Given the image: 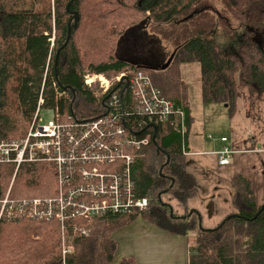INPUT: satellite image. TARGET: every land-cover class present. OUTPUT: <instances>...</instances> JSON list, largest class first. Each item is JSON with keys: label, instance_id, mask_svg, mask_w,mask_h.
I'll return each mask as SVG.
<instances>
[{"label": "trees", "instance_id": "obj_1", "mask_svg": "<svg viewBox=\"0 0 264 264\" xmlns=\"http://www.w3.org/2000/svg\"><path fill=\"white\" fill-rule=\"evenodd\" d=\"M222 3L227 19L202 0H0V142L24 136L39 107L59 108L63 119L90 120L106 113L108 94L98 100L84 83L87 73L110 77L142 69L186 113L183 134L181 126L150 123L135 114L128 82L115 89L128 121L123 125L138 139L150 136L131 167L135 194L149 198L150 204L141 213L68 220L65 240L72 252L66 264H137L134 257L117 260L113 234L139 215L165 232L187 237L189 264H264V204L255 203L248 179H234L233 211L214 229H206L200 213L188 208L201 188L184 154L194 118L182 66L199 65L203 102L226 105L231 120L244 109L246 118L259 126L264 108V0ZM74 13L79 18L70 22ZM145 17L150 31L174 46L165 70L138 67L115 54L119 37ZM231 19L256 31L260 41L250 35L235 51H226L212 34L222 20ZM13 170L14 165L0 163V197ZM55 180L53 168L24 164L13 194L17 187L25 197H49L55 195ZM166 195L184 207L183 215L172 212L163 201ZM74 223L88 228L89 236L74 234ZM62 250L57 221H6L0 227V264H63Z\"/></svg>", "mask_w": 264, "mask_h": 264}, {"label": "built area", "instance_id": "obj_2", "mask_svg": "<svg viewBox=\"0 0 264 264\" xmlns=\"http://www.w3.org/2000/svg\"><path fill=\"white\" fill-rule=\"evenodd\" d=\"M123 82L129 84L130 107L135 114L150 123H171L176 129L181 126L186 134L184 109L163 95L149 73L138 69L122 72L112 79L102 74L84 76L85 85L98 100H104L108 94L106 113L90 120H77L72 117L63 119L59 108L50 109L54 112V119L44 124L39 107L23 137L0 142V163L14 165L11 183L0 197V227L6 221L59 222L63 264L72 252L65 240L68 220L91 221L105 215L141 213L150 204L149 198L135 194L136 183L131 169L138 152L149 144L150 136L138 139L133 130L123 125L128 121L123 114L125 108L118 90H115ZM208 138L214 139L212 135ZM220 140L228 141L226 137ZM233 153L229 147H224L218 153L219 163L229 164ZM33 163H43L54 169L55 195L25 197L22 188L18 196L13 194L21 166ZM71 229L80 237L90 234L88 228L77 223L72 224Z\"/></svg>", "mask_w": 264, "mask_h": 264}, {"label": "crops", "instance_id": "obj_3", "mask_svg": "<svg viewBox=\"0 0 264 264\" xmlns=\"http://www.w3.org/2000/svg\"><path fill=\"white\" fill-rule=\"evenodd\" d=\"M255 32L254 30L247 31V35L256 38L257 32ZM228 44L230 45V43ZM185 66V75L182 71V76L188 87L194 118L187 143V169L201 188L199 195L189 200L188 208L200 213L202 225L206 229H214L233 211L232 185L237 176H243L251 182L255 203L258 206L264 204V126L260 128L259 140L255 139L244 146L235 140L231 141L230 137L223 134L222 131V135H219L220 132L214 130L219 123L218 120L228 119L230 129L236 119H238V124L242 125H247V121L250 120L246 118L244 109H241L237 117L231 120L226 105L204 103L201 94L200 67L195 68L194 64ZM198 86L201 96L198 95ZM198 103H203L201 116L204 119L200 120L197 119L195 113V106ZM241 114L242 117L239 118ZM262 115L264 117V108ZM207 128L216 132V138H208ZM222 137H226L228 141L222 142L220 140ZM252 145L256 148L251 149ZM224 147H229L234 152L227 165L219 163L218 153ZM174 200V198H170L166 200V203L169 202L171 205V201ZM176 203V209L171 205L173 210L177 211L178 215H183L184 207L177 201ZM113 238L118 243V261L134 257L137 264H189L190 242L187 237L165 232L142 218L116 231ZM134 239L138 244L135 249L124 243L130 241L133 244Z\"/></svg>", "mask_w": 264, "mask_h": 264}, {"label": "rangeland", "instance_id": "obj_4", "mask_svg": "<svg viewBox=\"0 0 264 264\" xmlns=\"http://www.w3.org/2000/svg\"><path fill=\"white\" fill-rule=\"evenodd\" d=\"M207 3V4H206ZM203 6L211 5L212 9L218 10L220 14L224 18H229V14L226 12L222 0H202ZM206 4V5H204ZM218 27L220 30L218 31ZM212 34V37L216 39V41L226 50V51H235L239 45L246 42L250 37L247 35V30H249V26H240L238 22L231 19L230 21L222 20L221 24H219ZM256 40L260 41L257 37ZM230 43V45L228 44ZM261 43L264 45V38L261 40ZM226 44V45H225ZM225 45V46H224ZM229 45V46H228ZM174 46L171 41H167L162 39L160 36L154 35L149 28V21L145 17L143 18L139 24L129 27L125 30V32L119 37L118 42L115 46V54L119 59L129 61L135 64L138 67L147 68L150 65L162 67L168 63L170 58L173 55ZM198 68L199 65L194 64ZM186 66L184 65L181 69L184 73ZM199 71V69H197ZM193 73V72H192ZM88 74V73H87ZM185 75V73H184ZM116 76V75H115ZM114 76L107 77L108 79H112ZM183 78V76H182ZM200 81H201V73H200ZM198 92L200 95V87L198 86ZM203 103H198L195 107V113L197 119H204L201 116V108ZM200 106V107H199ZM199 108V110H198ZM41 119L44 124L52 121L54 119V112L50 109L42 108ZM242 117V114L239 118ZM218 125L214 129L217 132L221 131L223 134L228 135L230 140H235L238 144L244 146L249 144L250 141L259 140L260 135V126L261 128L264 126V117L263 115L259 118L260 125L252 124L250 121H247V125L238 124V119L232 123L231 129L229 128V120H218ZM200 124V123H199ZM206 133L212 135L216 138V132L207 128ZM208 135V134H207ZM23 137V136H22ZM21 138V137H19ZM16 138V139H19ZM230 141V144L232 143ZM19 189L15 188V194L18 193ZM172 198L169 195L163 197V201L167 202ZM170 205V203L168 202ZM171 205L175 208L177 203L176 201H171ZM171 206V207H172ZM176 209V208H175ZM178 213L177 211L175 212ZM128 247L135 249L138 247L136 240L134 239L133 244L130 241L124 242Z\"/></svg>", "mask_w": 264, "mask_h": 264}, {"label": "water", "instance_id": "obj_5", "mask_svg": "<svg viewBox=\"0 0 264 264\" xmlns=\"http://www.w3.org/2000/svg\"><path fill=\"white\" fill-rule=\"evenodd\" d=\"M79 18V15H78V13H74V15H73V17L71 18V20H70V22H72L74 19H78ZM70 25H71V23H70ZM69 38H70V36L68 35V40H69ZM68 40H67V42H68ZM66 42V43H67ZM60 52V50L58 51V53ZM173 56H174V54L172 55V57L170 58V60L168 61V63L166 64V65H164V66H162V67H159V68H161L162 70H165L166 68H168L169 67V65L171 64V62H172V59H173ZM158 67H152V68H148V69H150V70H154V69H159ZM154 141H155V137H154ZM168 162H169V160H168ZM262 209H264V205L262 206ZM172 212H173V209H172ZM193 211H191V213H192Z\"/></svg>", "mask_w": 264, "mask_h": 264}, {"label": "flooded vegetation", "instance_id": "obj_6", "mask_svg": "<svg viewBox=\"0 0 264 264\" xmlns=\"http://www.w3.org/2000/svg\"><path fill=\"white\" fill-rule=\"evenodd\" d=\"M152 67H157V66L150 65V66H149V67H147V68H152Z\"/></svg>", "mask_w": 264, "mask_h": 264}, {"label": "bare ground", "instance_id": "obj_7", "mask_svg": "<svg viewBox=\"0 0 264 264\" xmlns=\"http://www.w3.org/2000/svg\"><path fill=\"white\" fill-rule=\"evenodd\" d=\"M42 101V100H41ZM41 103H43V102H41Z\"/></svg>", "mask_w": 264, "mask_h": 264}]
</instances>
